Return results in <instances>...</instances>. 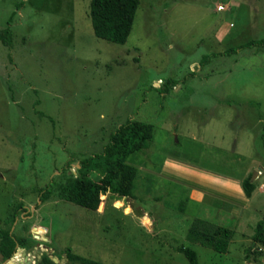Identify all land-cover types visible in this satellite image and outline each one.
Segmentation results:
<instances>
[{"label": "rangeland", "instance_id": "obj_1", "mask_svg": "<svg viewBox=\"0 0 264 264\" xmlns=\"http://www.w3.org/2000/svg\"><path fill=\"white\" fill-rule=\"evenodd\" d=\"M89 1L0 0V231L55 264H69L66 247L107 264H188L180 245L199 264H264L251 241L264 217V45L238 47L264 38V0H139L123 44L93 34ZM127 119L154 129L128 158L131 195L101 194L96 211L40 199ZM195 217L234 230L225 253L186 239Z\"/></svg>", "mask_w": 264, "mask_h": 264}, {"label": "trees", "instance_id": "obj_2", "mask_svg": "<svg viewBox=\"0 0 264 264\" xmlns=\"http://www.w3.org/2000/svg\"><path fill=\"white\" fill-rule=\"evenodd\" d=\"M138 4L139 0H90L88 15L93 34L98 38L123 44L131 31ZM9 33L8 26L0 30V41L3 45L11 46L7 36ZM263 45L264 38H258L250 39L238 47ZM236 49L230 47L223 52H211L203 61L221 54H231ZM153 130L150 122L127 119L110 133L109 141L101 152L80 158L74 171L63 169L57 179H53L47 188L42 189L40 199L50 192H55L79 207L96 211L101 194H107L113 200L123 195H131L137 168L128 162V158L150 145ZM250 176L251 174H248L241 183L243 193L247 197L255 188ZM13 216L15 217V214ZM233 233L234 230L228 226L195 217L187 228L186 239L191 244L199 243L217 253H225ZM251 239L253 244L264 245V217L256 221ZM16 243L24 246L27 241L16 238L9 230L0 231V253L3 258L12 254ZM176 249L183 254L188 264H199L197 253L190 245H180ZM62 252L65 253L69 264H107L77 254L69 247L64 248ZM51 257L42 253L37 264H55Z\"/></svg>", "mask_w": 264, "mask_h": 264}, {"label": "water", "instance_id": "obj_3", "mask_svg": "<svg viewBox=\"0 0 264 264\" xmlns=\"http://www.w3.org/2000/svg\"><path fill=\"white\" fill-rule=\"evenodd\" d=\"M257 173V171H255L254 172V174L252 175V176H250V181H252V178H253V176L255 175ZM38 225H40V226H42V225H47V226H49L48 224H46V223H42V222H39V223H37ZM35 227V225H32V230L34 231V238L35 239H38L39 238V235L37 234V232H36V230H34L33 228ZM36 246L37 247H35L34 249H33V251H31L32 253L30 254V252H28L27 250H26V248H24V247H21V246H19V245H17V243H16V249H15V253L17 252L16 250H19L20 251V259H19V262L21 263V264H34L33 262H32V259L34 258V256L35 257H37V258H39L40 257V255H41V248L39 247V242H37L36 243ZM49 250H52L51 248L49 249ZM2 255H1V253H0V257H1ZM64 256H65V253H63L62 254V258H61V261H63L64 260ZM52 258V260L54 261V262H57L58 261V259L55 257V256H52L51 257ZM6 261H7V263L8 264H14V262H13V259L11 258V257H9V258H7L6 259Z\"/></svg>", "mask_w": 264, "mask_h": 264}, {"label": "crops", "instance_id": "obj_4", "mask_svg": "<svg viewBox=\"0 0 264 264\" xmlns=\"http://www.w3.org/2000/svg\"><path fill=\"white\" fill-rule=\"evenodd\" d=\"M193 175V174H192ZM194 176V175H193ZM185 180H187V179H185ZM188 182H191L190 180H187ZM199 181H192V184L194 185V187H196L197 189H193V191H196V192H198L197 190H202V191H204V192H206V191H209V190H207V188H206V186L204 185V186H202V184L201 185H199ZM256 190V189H255ZM242 192H243V190H241ZM198 193H200V192H198ZM201 194V193H200ZM202 195V194H201ZM245 195V194H244ZM247 197V196H246ZM248 198V197H247Z\"/></svg>", "mask_w": 264, "mask_h": 264}, {"label": "flooded vegetation", "instance_id": "obj_5", "mask_svg": "<svg viewBox=\"0 0 264 264\" xmlns=\"http://www.w3.org/2000/svg\"><path fill=\"white\" fill-rule=\"evenodd\" d=\"M43 240H46V238H44ZM35 243H37V242H35ZM44 244H45V243H44ZM17 245H18V243H17ZM15 246H16V245H15ZM34 248H35V247H32V248L30 249V251H33ZM14 251H15V249H14ZM14 251H13V252H14ZM41 254H42V253H41ZM40 256H41V255H40ZM35 258H36V259H39L40 257H39V258L35 257ZM0 259L3 260V257H0Z\"/></svg>", "mask_w": 264, "mask_h": 264}, {"label": "bare ground", "instance_id": "obj_6", "mask_svg": "<svg viewBox=\"0 0 264 264\" xmlns=\"http://www.w3.org/2000/svg\"><path fill=\"white\" fill-rule=\"evenodd\" d=\"M37 228V227H36ZM38 230H41V231H45L44 229H42V228H37Z\"/></svg>", "mask_w": 264, "mask_h": 264}, {"label": "built area", "instance_id": "obj_7", "mask_svg": "<svg viewBox=\"0 0 264 264\" xmlns=\"http://www.w3.org/2000/svg\"><path fill=\"white\" fill-rule=\"evenodd\" d=\"M219 7L221 8V7H222V5H219Z\"/></svg>", "mask_w": 264, "mask_h": 264}]
</instances>
